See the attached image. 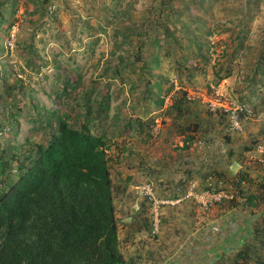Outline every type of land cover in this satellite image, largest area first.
Returning <instances> with one entry per match:
<instances>
[{
  "label": "rangeland",
  "instance_id": "374dc122",
  "mask_svg": "<svg viewBox=\"0 0 264 264\" xmlns=\"http://www.w3.org/2000/svg\"><path fill=\"white\" fill-rule=\"evenodd\" d=\"M0 21L1 144L47 143L53 111L103 136L127 264L264 262V0H0ZM209 175L233 202L194 201Z\"/></svg>",
  "mask_w": 264,
  "mask_h": 264
},
{
  "label": "trees",
  "instance_id": "16d2710c",
  "mask_svg": "<svg viewBox=\"0 0 264 264\" xmlns=\"http://www.w3.org/2000/svg\"><path fill=\"white\" fill-rule=\"evenodd\" d=\"M46 117L47 143L7 149L0 142V180L13 166L17 173L0 189V264H127L107 140L74 129L66 114Z\"/></svg>",
  "mask_w": 264,
  "mask_h": 264
},
{
  "label": "built area",
  "instance_id": "2783aa9c",
  "mask_svg": "<svg viewBox=\"0 0 264 264\" xmlns=\"http://www.w3.org/2000/svg\"><path fill=\"white\" fill-rule=\"evenodd\" d=\"M18 31V23H12L8 30V36L5 41V48L7 50H13L15 37ZM217 106V103H211L209 108L211 111L216 112ZM226 112L228 111L226 110ZM240 115H243V117L246 119L250 115V112L242 109V107L237 108L235 111H232V120L230 125L231 129L234 131H238L241 129L239 120ZM254 154V157L251 159H254L259 163V166L263 171L262 177L264 178V141L257 145ZM226 182H228V179L215 178L214 175H209L206 178L204 189L200 193L193 195L194 201L204 208H211L224 202H233L236 198V187L233 188L231 184H225ZM243 185H245V182L241 181L237 186ZM150 192L151 191L149 190L146 194L150 195ZM151 200L153 201L154 205H157L159 203L154 198Z\"/></svg>",
  "mask_w": 264,
  "mask_h": 264
},
{
  "label": "crops",
  "instance_id": "0c3cea01",
  "mask_svg": "<svg viewBox=\"0 0 264 264\" xmlns=\"http://www.w3.org/2000/svg\"><path fill=\"white\" fill-rule=\"evenodd\" d=\"M232 164L235 165V164H237V163L235 162V160H232ZM244 164H245V163H244ZM237 165H238V167L240 168L241 165H239V163H238ZM245 166H249V172L252 171V169L250 168V163H246Z\"/></svg>",
  "mask_w": 264,
  "mask_h": 264
}]
</instances>
